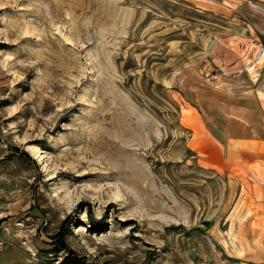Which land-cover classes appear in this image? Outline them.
Masks as SVG:
<instances>
[{"label": "rangeland", "instance_id": "rangeland-1", "mask_svg": "<svg viewBox=\"0 0 264 264\" xmlns=\"http://www.w3.org/2000/svg\"><path fill=\"white\" fill-rule=\"evenodd\" d=\"M244 3L0 0V264H241L261 247L263 229L241 244L264 220L259 176L220 113L264 48Z\"/></svg>", "mask_w": 264, "mask_h": 264}, {"label": "crops", "instance_id": "crops-1", "mask_svg": "<svg viewBox=\"0 0 264 264\" xmlns=\"http://www.w3.org/2000/svg\"><path fill=\"white\" fill-rule=\"evenodd\" d=\"M243 1L245 3L242 9L245 14L242 15L248 20V26H251L253 31L258 30L264 34V12L256 8L254 1ZM258 59L257 62H254L248 68H244V75L242 74L244 70H241V80L239 81L241 83H234L239 89L234 91L230 89L227 91L228 93L226 92L230 102L223 103L220 113L224 118L225 131L228 133L226 148L230 158L237 159L238 163L241 164V174L243 166L252 165L254 175L259 176L256 181L260 183L261 187L257 195L263 197L264 183L261 177L264 174V64L260 66V63L264 59V48ZM235 127L237 128L235 129ZM244 193L245 190L241 189V197L245 195ZM257 195L255 196L258 197ZM250 207L255 212L264 214L263 200H259L257 203L254 201V207L252 205ZM256 217L247 224L241 222V244L246 245L245 234L247 233L244 230L262 231L263 229L258 244L261 247L249 255L246 254L247 256L241 254L243 255L241 256V264H264V220ZM6 222V220H0V240L9 237L2 230V226Z\"/></svg>", "mask_w": 264, "mask_h": 264}, {"label": "trees", "instance_id": "trees-1", "mask_svg": "<svg viewBox=\"0 0 264 264\" xmlns=\"http://www.w3.org/2000/svg\"><path fill=\"white\" fill-rule=\"evenodd\" d=\"M63 247L59 251L67 248L64 240H62ZM57 264H86L83 259L78 256L73 250L68 249L67 253L62 256V259Z\"/></svg>", "mask_w": 264, "mask_h": 264}]
</instances>
